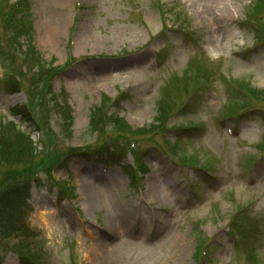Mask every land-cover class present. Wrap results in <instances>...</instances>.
<instances>
[{
    "label": "rangeland",
    "instance_id": "rangeland-1",
    "mask_svg": "<svg viewBox=\"0 0 264 264\" xmlns=\"http://www.w3.org/2000/svg\"><path fill=\"white\" fill-rule=\"evenodd\" d=\"M16 1L0 0V8L10 11ZM200 1L70 0L67 26L49 35L48 17L66 9L56 0H23L35 28L34 53L44 66L57 67L49 70L55 105L46 118L49 149L47 137L38 143V124H21L30 118L25 90L36 82L35 72L23 66L29 40L9 38L0 17V126L20 124L38 145L41 168L52 167L51 177L42 171L31 184L26 220L46 243L35 248L33 260L264 264V100L253 98L243 109L236 92L238 84L264 90V0H229L224 14L213 15L202 13ZM9 53L21 58L12 71ZM199 66L203 75H193ZM13 73L15 83H5ZM194 76L209 81L199 85ZM165 89L178 101L185 98L187 107L170 119L166 134L155 130L141 141L143 169L130 165L131 153L125 165L76 154L51 161L71 146L120 143L112 134L89 131L90 111L106 100H117L110 114L132 132L155 125ZM65 109L71 124L63 120ZM86 185L102 198L94 211L86 206ZM95 237L105 239L108 254L96 253ZM8 241L0 245L2 264H20L9 251L15 241ZM201 244L208 249L200 257Z\"/></svg>",
    "mask_w": 264,
    "mask_h": 264
},
{
    "label": "trees",
    "instance_id": "trees-1",
    "mask_svg": "<svg viewBox=\"0 0 264 264\" xmlns=\"http://www.w3.org/2000/svg\"><path fill=\"white\" fill-rule=\"evenodd\" d=\"M19 7L20 4L14 5L10 14L7 15V25L10 30L13 28L17 29L18 32L15 34L17 38L31 31V28L28 27V23H25L26 15H20L26 11L18 10ZM5 10L6 9L1 6V15H4ZM11 36H14V34L12 33ZM9 54L11 55V53ZM20 59L21 58L16 55H11L7 69L12 71L16 66V61ZM22 60L24 63L23 66H30L31 72L37 69L34 75L36 82L27 89L30 98L28 107L30 109V118L24 121L27 123L33 121L39 125L43 133L42 142L43 139L47 137L46 148L49 149L51 146L49 138L51 139L52 130L46 118L50 117V115H52L51 113L55 111V105L49 100L51 91L50 80L48 79L49 74L47 75L44 71L45 67L41 66L40 59L34 53L33 48H30L27 53H24ZM21 67L22 66H19V68ZM192 71L193 75L196 72H201V75H203L201 69H193ZM46 76L48 77L46 78ZM38 78L40 80H38ZM10 79L12 83H15L16 78L14 73ZM197 79H201V77L197 76ZM242 90L248 97L264 100V90H254L247 85H242ZM108 105H110V101L106 100L100 107L91 111L89 131L91 135L112 134L115 137L117 136L119 142H121L119 146L123 143H127L125 147H131L132 141L134 142L133 147H135V140L137 141L139 137H146L148 134L154 133L155 130L164 128L167 119L175 111V105L172 99L167 97L159 104V115L156 118L157 125H152L149 129L132 132L123 120L109 113ZM63 120L68 124L72 123L68 109H65V112H63ZM100 128L104 130L102 133ZM10 132L11 134H9ZM124 134H127L129 138L124 136ZM136 136H138V138H135ZM34 146L35 144L29 135L21 131L14 123L8 122L0 126V241H15L12 243L13 249L26 261L30 260L35 248H37L38 251L37 246L41 243L38 236L31 232L24 222V218L29 209L28 199L30 184L32 181H37L42 171L48 172L47 174L51 176L50 169L52 168H41L44 164L41 165L37 161V158H41V153L35 154L37 149ZM89 149L93 148L90 147L88 150ZM109 149L110 147L106 144V146L102 148L101 155L110 157L111 153L109 154ZM84 150H86V148H73L70 152L72 154L83 153L85 152ZM133 152L136 153L135 150H133ZM63 155L64 154L55 155L51 157V161L59 159ZM202 246L201 244L198 247L200 257L206 253L205 249H208V247L203 246L202 248ZM33 261L37 263V261Z\"/></svg>",
    "mask_w": 264,
    "mask_h": 264
},
{
    "label": "bare ground",
    "instance_id": "bare-ground-1",
    "mask_svg": "<svg viewBox=\"0 0 264 264\" xmlns=\"http://www.w3.org/2000/svg\"><path fill=\"white\" fill-rule=\"evenodd\" d=\"M57 3H59L63 9H66L64 12L61 11L60 15L54 16L51 18L48 17V23L51 25L50 27V34L53 30H56L59 26V28H65L68 23V11H67V4L68 2L70 3V0H56ZM229 0H201L198 3L199 8L202 9V13H207L210 15L217 13L224 14L225 13V8L227 5V2ZM224 17V16H223ZM53 25V26H52ZM58 28V29H59ZM60 38V37H59ZM52 44H55V40H52ZM71 76V75H69ZM83 191L85 194V200H86V206L88 205V208L90 211H94L97 206L99 205V202L102 200L101 197L97 196L93 192V188L89 186H84ZM116 213L118 214L119 210L116 209L115 207H112L111 213ZM115 231H117V227L114 228ZM111 231V230H110ZM92 245L95 247L96 253L99 255H105L108 254L109 249L108 245L105 241V239L101 237H95L94 240L91 241Z\"/></svg>",
    "mask_w": 264,
    "mask_h": 264
}]
</instances>
